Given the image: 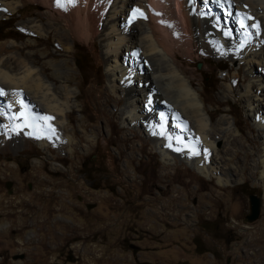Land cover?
Returning <instances> with one entry per match:
<instances>
[{"label":"rangeland","instance_id":"obj_1","mask_svg":"<svg viewBox=\"0 0 264 264\" xmlns=\"http://www.w3.org/2000/svg\"><path fill=\"white\" fill-rule=\"evenodd\" d=\"M12 1L19 10L0 18V27L9 26L0 42L29 45L23 53L40 66L62 64L77 107L67 122L72 150L48 151L26 137L19 150H0V264H264V185L255 165L261 132L236 92L219 96L237 70L244 82V68L197 49L176 59L212 119L234 118L237 146L222 165L233 176L221 185L178 157L166 164L153 136L122 123L126 98L109 88L98 38L74 40L65 52L53 36L19 28L45 7ZM250 195L261 199L253 222L246 220Z\"/></svg>","mask_w":264,"mask_h":264},{"label":"bare ground","instance_id":"obj_2","mask_svg":"<svg viewBox=\"0 0 264 264\" xmlns=\"http://www.w3.org/2000/svg\"><path fill=\"white\" fill-rule=\"evenodd\" d=\"M25 1L47 10L21 22L19 28L36 38L53 36L65 52H71L74 40L95 43L98 38L109 88L126 98L122 123L153 136L166 164L178 157L221 185L233 176L222 165L237 146L234 118L223 114L212 119L176 59L179 52L192 58L197 49L242 66L247 78L241 86L237 70L219 96L225 100L236 92L261 132L263 148L255 165H262L264 185V0H224L220 8L215 0ZM18 10L17 2L0 0V18ZM23 48L29 45L0 42V150L6 145L19 150L25 137L48 151L52 145L72 150L73 133L67 122L77 104L67 69L51 61L40 66ZM164 100L183 113L186 126L161 118Z\"/></svg>","mask_w":264,"mask_h":264},{"label":"water","instance_id":"obj_3","mask_svg":"<svg viewBox=\"0 0 264 264\" xmlns=\"http://www.w3.org/2000/svg\"><path fill=\"white\" fill-rule=\"evenodd\" d=\"M163 103L168 105L171 108V111L169 112L171 117L172 115H176L177 113L179 118L177 117V115L176 117L179 123H184V121H186V117L183 115L182 112H180V110L176 108L174 104H172L168 100H164ZM260 206H261V199L257 197L256 195H250L249 196V213L246 216V220L248 222H253L254 220L258 219L259 213H260Z\"/></svg>","mask_w":264,"mask_h":264},{"label":"trees","instance_id":"obj_4","mask_svg":"<svg viewBox=\"0 0 264 264\" xmlns=\"http://www.w3.org/2000/svg\"><path fill=\"white\" fill-rule=\"evenodd\" d=\"M8 28H9V26H7L6 24L2 25V26L0 27V35H2V32L5 31V29H8ZM220 69H221V70H225L226 67H225V66H221ZM196 248H197V244H196Z\"/></svg>","mask_w":264,"mask_h":264}]
</instances>
